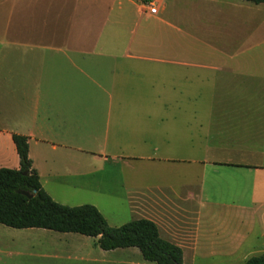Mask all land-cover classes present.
Segmentation results:
<instances>
[{
    "label": "crops",
    "instance_id": "obj_1",
    "mask_svg": "<svg viewBox=\"0 0 264 264\" xmlns=\"http://www.w3.org/2000/svg\"><path fill=\"white\" fill-rule=\"evenodd\" d=\"M156 1L0 0V168H20L12 135L27 136L50 196L79 178L131 200L129 221L155 222L185 264H245L264 255V97L221 109L185 87L193 66L220 70L200 55L264 46V3ZM25 231L0 224V264L31 257Z\"/></svg>",
    "mask_w": 264,
    "mask_h": 264
},
{
    "label": "rangeland",
    "instance_id": "obj_2",
    "mask_svg": "<svg viewBox=\"0 0 264 264\" xmlns=\"http://www.w3.org/2000/svg\"><path fill=\"white\" fill-rule=\"evenodd\" d=\"M200 56H203V64L209 67L215 64L214 67H219L220 70L216 72L197 69L193 66L190 71L191 81H188L185 87L188 88V97H221L223 98V106L219 107L221 109L252 107L253 101L240 100V97H256V106H262L261 100L258 99L264 97V46L254 53L241 54L235 60L231 59V55ZM225 65H230L229 68L231 65L239 66L241 71L238 74L228 75ZM250 73H255L256 77L251 76ZM206 104L211 105L210 101ZM190 152L193 158L201 156L200 150L191 149ZM183 153L184 151L179 155L181 158L186 157ZM13 168L8 167V169ZM71 181L74 180L64 179L63 181H51L48 184L47 188L56 202L69 207L93 205L103 214L111 227H120L117 225L123 226L130 222L131 200L95 195L92 191L79 187L81 184L79 178L74 182ZM75 186L77 188H74ZM19 237L33 244L32 249L26 247L27 252L31 251V257L26 259L25 264H153L144 261L137 249L104 252L97 246V239L77 234L62 235L47 230L26 229L25 233ZM28 245L29 243L26 244ZM15 248L17 249V246ZM45 251L48 257L44 261L42 256Z\"/></svg>",
    "mask_w": 264,
    "mask_h": 264
},
{
    "label": "trees",
    "instance_id": "obj_3",
    "mask_svg": "<svg viewBox=\"0 0 264 264\" xmlns=\"http://www.w3.org/2000/svg\"><path fill=\"white\" fill-rule=\"evenodd\" d=\"M255 4L264 0H244ZM19 169L0 168V224L16 230L41 229L97 239L104 252L137 249L153 264H185L183 250L160 236L155 222L138 219L111 227L93 205L69 207L56 202L44 189L29 156V137L13 134ZM28 193L29 198L22 194ZM245 264H264V255Z\"/></svg>",
    "mask_w": 264,
    "mask_h": 264
},
{
    "label": "built area",
    "instance_id": "obj_4",
    "mask_svg": "<svg viewBox=\"0 0 264 264\" xmlns=\"http://www.w3.org/2000/svg\"><path fill=\"white\" fill-rule=\"evenodd\" d=\"M141 3L150 10L151 14L158 13L156 0H141Z\"/></svg>",
    "mask_w": 264,
    "mask_h": 264
},
{
    "label": "water",
    "instance_id": "obj_5",
    "mask_svg": "<svg viewBox=\"0 0 264 264\" xmlns=\"http://www.w3.org/2000/svg\"><path fill=\"white\" fill-rule=\"evenodd\" d=\"M22 194L25 195V196H27V197H29V198H32V196L29 195L28 193L22 192Z\"/></svg>",
    "mask_w": 264,
    "mask_h": 264
}]
</instances>
